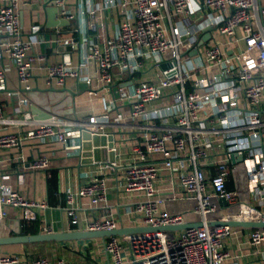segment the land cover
Listing matches in <instances>:
<instances>
[{
  "label": "built area",
  "instance_id": "built-area-1",
  "mask_svg": "<svg viewBox=\"0 0 264 264\" xmlns=\"http://www.w3.org/2000/svg\"><path fill=\"white\" fill-rule=\"evenodd\" d=\"M78 1L0 0V150L20 149L14 158L24 162L26 142L62 143L75 145L83 160V133L104 136L106 144L86 157L94 177L67 193L71 224H79L71 206L75 196L99 207L108 200L111 179L122 196L135 198V226L203 223L182 231L108 237L104 251L113 264H264L263 227L208 225L264 222V0H85L88 26L98 39L87 43L84 53L74 9ZM45 4L70 22L67 33L64 26L44 28L38 16ZM25 11L31 12L28 25ZM110 14L117 21L106 33ZM49 51L60 59L49 62ZM8 61L15 64L17 85ZM37 70L45 72L50 86L66 87L68 80L86 84L90 95L100 97L102 110L34 119L29 93ZM104 147L96 160L94 149ZM238 163L245 169L244 190L234 177ZM49 166L44 155L29 163L33 170ZM231 177L234 189L227 188ZM185 200L194 204L175 213L162 208L167 201ZM7 206L21 210L24 221H35L49 208L0 176V220L7 217ZM189 214L200 218L192 221ZM118 228L110 213L89 221L86 230ZM18 262L15 255L0 257V264ZM32 264L66 262L40 257Z\"/></svg>",
  "mask_w": 264,
  "mask_h": 264
},
{
  "label": "crops",
  "instance_id": "crops-1",
  "mask_svg": "<svg viewBox=\"0 0 264 264\" xmlns=\"http://www.w3.org/2000/svg\"><path fill=\"white\" fill-rule=\"evenodd\" d=\"M101 0H97L100 2ZM74 9L79 12V21L81 22V48L80 52L87 51L89 42H97V33L88 26V18L85 13V0H79ZM36 8L37 6H33ZM42 9L38 18L47 31L53 30L51 25L55 22V13ZM31 21V12L25 11L24 23L28 25ZM116 17L111 14L108 18V28L106 33H111L115 27ZM64 26V32H68ZM77 61V53L74 55ZM60 59V55L49 51L48 61L54 62ZM10 65V78L14 85H17V74L15 64L8 61ZM13 84L9 85L12 88ZM81 83L75 80H68L66 87H58L53 84L48 85L45 72L37 70L31 80L33 90L29 96L33 102L29 111L36 120H46L41 115L55 113L63 117H83L89 113L100 112L101 101L97 95H90L86 88L80 87ZM15 102L13 97L8 101L7 112H12V106ZM37 107L41 115L32 113V109ZM15 128L10 131H15ZM20 149H1L0 150V176L1 180L10 185L13 189H19L29 198L38 201H47L49 208L41 211L35 220L40 227V232H45V227H51L53 231H71L85 230L87 223L95 218L104 217L112 214L120 223V228L131 227L137 224L131 214L134 197L122 196V192L117 191L115 181L108 182L109 192L108 200L99 207H94L87 198L75 196L71 206L76 208V214L79 219L78 225L70 223L71 218L67 214V193H76L79 187L90 181L95 174V167L90 163H82L79 155V149L75 145L66 147L62 143H40L37 141L26 142L22 147L24 162L16 161L14 156ZM47 156L50 166L46 170H33L29 168V163L39 156ZM56 175L57 186L53 191L49 188V179ZM234 177L239 189H245V169L239 164L235 167ZM235 188L234 181L232 182ZM244 193V191H242ZM192 200L185 201H167L162 208L168 209L173 213L182 209L180 206H191ZM175 207V208H174ZM7 217L0 220V237H13L22 234H34L26 230V221L21 217V210L7 206ZM192 221H198L199 216L189 214ZM30 223V222H29ZM194 223V222H193ZM27 231V232H26ZM39 232V233H40ZM248 231H243L246 236ZM247 237V236H246ZM244 237V240L245 238ZM106 238H92L74 241H45L30 243H10L0 246V257L5 255H15L19 257L16 264H32L33 260L46 257L52 262L64 260L66 264H113L104 251V242Z\"/></svg>",
  "mask_w": 264,
  "mask_h": 264
},
{
  "label": "water",
  "instance_id": "water-1",
  "mask_svg": "<svg viewBox=\"0 0 264 264\" xmlns=\"http://www.w3.org/2000/svg\"><path fill=\"white\" fill-rule=\"evenodd\" d=\"M44 8L47 9V11H50L49 8H52V13H55V22L51 25L52 27L56 26H68L70 24L69 21L65 19H60L57 17V9L54 6H49L48 4L44 5ZM208 38V36L205 37V40ZM90 69H91V75L92 77H95L94 73V64L92 60H89ZM81 88H86V84L82 83L80 84ZM33 114H40V110L37 107H34L32 109ZM50 115L45 114L41 115L42 118H48ZM83 139L85 140L83 143V150H84V156L91 155L90 150L93 147H96L100 144H106V137L104 136H98L94 135L91 136V134L87 131L83 133ZM111 142L109 143V146H113V137H110ZM107 149L104 147L103 149H94V156L96 160L102 159L103 153H105ZM83 158L82 163H91L90 158ZM114 153H110V159L114 160ZM242 158H232L233 162H239ZM209 226H220V225H229L235 228H243V229H253V228H264V222H253V221H238V220H218V221H211L208 222ZM203 226L202 222H194V223H184L180 225H166V226H160V227H153V226H131V227H122L110 231H90V230H71V231H52V232H40L38 234H22L17 235L13 237H0V246L4 244H10V243H30V242H45V241H60V242H66V241H74V240H82V239H92V238H106L111 236H122V235H128V234H134V233H145V232H154V231H182L191 227H200Z\"/></svg>",
  "mask_w": 264,
  "mask_h": 264
},
{
  "label": "trees",
  "instance_id": "trees-1",
  "mask_svg": "<svg viewBox=\"0 0 264 264\" xmlns=\"http://www.w3.org/2000/svg\"><path fill=\"white\" fill-rule=\"evenodd\" d=\"M233 178L231 177L227 183V188L228 189H233ZM57 186V177L56 175L52 176L50 179H49V188H50V191L52 192L53 189H55ZM30 222V223H29ZM26 230L28 232H31V233H34V234H38L40 232V227L39 225L37 224V221H26ZM26 231V232H27Z\"/></svg>",
  "mask_w": 264,
  "mask_h": 264
},
{
  "label": "rangeland",
  "instance_id": "rangeland-1",
  "mask_svg": "<svg viewBox=\"0 0 264 264\" xmlns=\"http://www.w3.org/2000/svg\"><path fill=\"white\" fill-rule=\"evenodd\" d=\"M110 190V189H109Z\"/></svg>",
  "mask_w": 264,
  "mask_h": 264
}]
</instances>
